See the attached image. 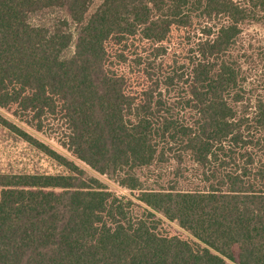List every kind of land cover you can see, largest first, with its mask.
<instances>
[{"label":"trees","instance_id":"obj_1","mask_svg":"<svg viewBox=\"0 0 264 264\" xmlns=\"http://www.w3.org/2000/svg\"><path fill=\"white\" fill-rule=\"evenodd\" d=\"M92 4L0 0V264H264V0Z\"/></svg>","mask_w":264,"mask_h":264},{"label":"rangeland","instance_id":"obj_2","mask_svg":"<svg viewBox=\"0 0 264 264\" xmlns=\"http://www.w3.org/2000/svg\"><path fill=\"white\" fill-rule=\"evenodd\" d=\"M101 1L102 0H93V4L89 10V13H92ZM246 33H248L246 36L247 39H250V37L253 38V45L257 47L264 46V26L248 28ZM259 73H261L260 70ZM0 116L12 122H17L16 119L12 116L10 110L0 108ZM18 124L34 137L38 138L39 140L55 149L57 152L65 155L67 158H71L70 154L58 144L56 139L48 136L47 134L36 132L35 130L26 127L22 123ZM75 162L83 170H85L88 175L96 177L100 182H102L112 193L118 196H129L130 192L128 190L119 186L107 176L95 172L80 161L75 160ZM0 170H21L56 173L61 172L63 169L46 155L37 151L34 147L28 145L22 140L16 139L4 127L0 125ZM169 224L173 227V229L181 231V229L175 222H169ZM228 264L234 263L228 262Z\"/></svg>","mask_w":264,"mask_h":264}]
</instances>
